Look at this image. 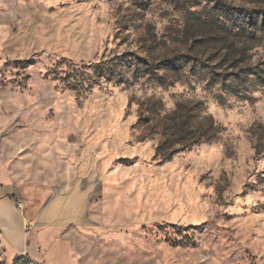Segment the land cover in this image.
Listing matches in <instances>:
<instances>
[{"label":"rangeland","instance_id":"374dc122","mask_svg":"<svg viewBox=\"0 0 264 264\" xmlns=\"http://www.w3.org/2000/svg\"><path fill=\"white\" fill-rule=\"evenodd\" d=\"M0 165V264H264V0H0Z\"/></svg>","mask_w":264,"mask_h":264},{"label":"crops","instance_id":"0c3cea01","mask_svg":"<svg viewBox=\"0 0 264 264\" xmlns=\"http://www.w3.org/2000/svg\"><path fill=\"white\" fill-rule=\"evenodd\" d=\"M21 188L16 182H12L11 174L8 169L0 165V231L6 242L10 244L11 253L14 254H30L36 257L37 247L43 242L39 235L34 234L32 231H26V223L24 222L19 209L17 193L20 192ZM81 200H72L68 205L67 209L62 213L61 218L75 217L79 213V206ZM52 216L45 213L38 216L36 221L39 226H43L45 221L50 219ZM52 219V218H51ZM50 228L49 234H54L55 228Z\"/></svg>","mask_w":264,"mask_h":264},{"label":"trees","instance_id":"16d2710c","mask_svg":"<svg viewBox=\"0 0 264 264\" xmlns=\"http://www.w3.org/2000/svg\"><path fill=\"white\" fill-rule=\"evenodd\" d=\"M24 260H26V257L21 256L20 258H17V259L15 260V262H16V264H20V263H22Z\"/></svg>","mask_w":264,"mask_h":264}]
</instances>
